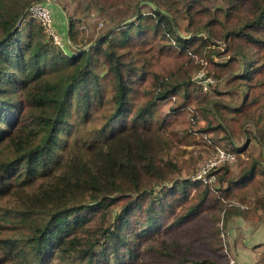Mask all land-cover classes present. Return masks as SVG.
<instances>
[{"label":"trees","instance_id":"16d2710c","mask_svg":"<svg viewBox=\"0 0 264 264\" xmlns=\"http://www.w3.org/2000/svg\"><path fill=\"white\" fill-rule=\"evenodd\" d=\"M40 1L27 0L19 9L0 3V146L17 152L14 159L0 162V198H12L13 207L6 211L14 217L3 226L12 233L0 238V264L7 258L48 264V252L49 260L67 264H139L144 256L155 264H223L219 247L205 257L192 256L188 245L186 252L182 250L178 236L162 241L155 237L162 230L173 233L203 212L217 220V210L236 208L227 205L234 191L264 173V162L247 163L237 173L226 163L215 171L217 180L211 185L175 180L173 161L160 167L163 161L151 145L148 125L155 106L176 98V112L194 111L190 102L195 99L194 109L212 124L208 114L218 116L221 102L211 100L208 106V90L197 85L193 74L207 70L210 75L234 59L242 67L236 76L241 89L235 111L251 113L264 100L259 85L264 78V0H182L187 4L185 29L192 30L188 36H182L173 14L157 8L141 13L125 31L117 28L95 39L90 50L68 53L57 48L34 20L20 34L18 25L28 8ZM126 1L98 4L112 9ZM67 35L74 39L72 24ZM147 37L156 38L155 43H148ZM96 62L105 66L104 75L93 69ZM104 80L111 85L109 103L104 101ZM192 85L197 88L190 92ZM140 90L145 101L132 109V98ZM100 112L106 116L101 127L85 125ZM117 121L134 134L119 136L121 129L109 133ZM221 129L230 136L219 124L216 130ZM80 138L86 149L83 142L79 149ZM217 143L214 149L239 159L238 144ZM145 174L156 177L160 196L146 183L153 182L151 176L144 180ZM161 181L170 186L158 185ZM255 204L262 224L246 221L260 228L264 197ZM208 231L199 232L206 236ZM215 231L220 234L218 226Z\"/></svg>","mask_w":264,"mask_h":264},{"label":"rangeland","instance_id":"374dc122","mask_svg":"<svg viewBox=\"0 0 264 264\" xmlns=\"http://www.w3.org/2000/svg\"><path fill=\"white\" fill-rule=\"evenodd\" d=\"M25 1L27 0H0V3L10 8L19 9L25 6ZM99 1L55 0L54 3L58 11L56 15L57 28L60 35H64L63 37L67 39L70 51H75L76 49L90 50L93 45L92 42L95 39L103 35L106 36L109 31H113L112 33H114L117 28L123 32L125 31L126 24L140 19L141 13H152L157 8L166 13H171L177 18L182 36H188L192 32V30L185 29V20L183 18L187 6L185 1L127 0L123 5L112 9H102L103 6L98 4ZM214 3H221V1L214 0ZM20 23L18 27H20V34L23 36L29 28L30 21L24 19ZM71 24L74 26V39H71L67 35ZM147 40L148 43L154 44L156 38L147 37ZM118 48H121L120 44ZM241 68L240 61L234 59L228 67L212 69L210 75L207 74V70L193 74V79L197 85H201L205 91L208 90L205 103L209 106L208 101L215 100L221 102L217 107L218 116L211 113L208 114L212 124H210L208 116L205 118L194 109L198 105V101L195 99L190 102L194 106H192L194 111L176 112V110L172 109L175 101H180L178 98L172 102L166 99L159 106L153 108L150 117L151 123L148 125L151 127V145L155 148L156 153L160 154L163 161L160 162V167L163 165L168 167V161L175 163V180L184 181L188 179L193 182L196 171L209 157L213 156L215 150L213 146H219L218 143L216 144V141L222 145H230L232 142L238 144L239 159L236 158L229 165L230 170L235 173L242 169L243 165H247V163H254L255 161L264 162L261 144V142H264V100H261L251 113L239 114L235 111L239 104V90L241 89L240 81L237 80L236 76L240 74ZM71 69L69 68L65 72L68 73ZM93 69L99 72L100 75L105 74L103 63H94ZM104 81V101H108L109 103L111 85H109L107 80ZM263 82L264 78L259 80L260 91L262 93H264ZM194 87L196 86H190L189 91L195 90ZM143 96L142 90L134 95V100L132 98L131 104L132 109H135L145 101ZM102 112L95 114L91 121L87 119L85 125L92 128L94 126L97 128L101 127L106 119V116ZM194 116L195 121H193ZM163 118H165L166 123ZM219 124L228 128L229 137L224 132V129L216 130ZM161 125L163 127L160 129ZM120 129L122 134H119V136L134 134L130 132L131 128L124 127L121 121L115 122L109 133L113 130L120 131ZM207 130L212 131L208 132ZM127 131L128 133H125ZM253 133L255 134V138H253ZM247 135L251 138L248 142ZM259 139L261 142H259ZM79 141V149H82V142L84 149H86L87 146L84 144L83 138H80ZM15 155H17L16 148H11L8 145L0 146V162L14 159ZM90 157L97 162L99 161L96 155H90ZM15 170L17 171L18 169L16 168ZM164 175H166V171ZM149 176L151 175L145 174L144 180L149 178ZM151 178L153 183H149V179H147L146 183L154 186L155 196H160L162 188H156L157 184H154L156 177L151 176ZM161 183H167L163 184V187L170 186L165 181H161L158 185ZM190 194L191 198L194 197L196 194L195 189ZM233 195L235 198L230 199L227 205H235V207H240L241 210L250 211L251 213L248 216L245 213L240 214L236 209L237 207L230 208L228 206L225 208V206L224 211L217 210L215 214L217 220H215V217L211 213L203 212L195 221L182 226V228L175 230L173 233L162 230L156 235L155 240H168L171 235H174L178 236L181 240L183 251H187L186 246L188 245L190 248L188 254L192 256L200 255L205 257L213 253L214 247H219L217 256L223 264H227L229 254L240 259L242 264H264V221L263 226L258 228L262 224L259 218L263 215L261 213L262 216H257L254 212L256 200L264 197V173L258 172L252 183L249 182L243 187H237ZM10 201H12L11 197L0 198V238L12 233L3 228V226L14 221L13 215L6 211L13 207L12 203H9ZM231 209H234V211L229 213ZM247 219L255 221L258 224V229L255 222L250 223L246 221ZM216 226L219 227L220 234H217L215 231ZM203 227L209 229L206 236L199 232L204 229ZM184 228L187 229L185 230ZM51 255L52 252L46 254L48 264H67L57 258L49 260ZM163 260L168 261L170 258L164 257ZM160 263L163 264L164 262ZM4 264L22 263L21 260L19 262H12L7 258ZM74 264L78 263L74 262ZM139 264L155 263L144 256Z\"/></svg>","mask_w":264,"mask_h":264},{"label":"built area","instance_id":"2783aa9c","mask_svg":"<svg viewBox=\"0 0 264 264\" xmlns=\"http://www.w3.org/2000/svg\"><path fill=\"white\" fill-rule=\"evenodd\" d=\"M55 0H42L32 4L26 15V21H36L42 27L47 38L59 49L68 53L70 45L67 44V39L60 35L58 31V23L56 20L57 6ZM68 47V48H67ZM74 52V51H72ZM236 159L235 154L227 152L221 148H216L212 157H209L196 171L193 182L202 185H211L216 182L217 177L215 171L226 163H231ZM227 264H242L240 259L229 254Z\"/></svg>","mask_w":264,"mask_h":264},{"label":"crops","instance_id":"0c3cea01","mask_svg":"<svg viewBox=\"0 0 264 264\" xmlns=\"http://www.w3.org/2000/svg\"><path fill=\"white\" fill-rule=\"evenodd\" d=\"M58 12V11H57ZM258 229V228H257ZM256 231V230H255ZM255 233V232H254Z\"/></svg>","mask_w":264,"mask_h":264}]
</instances>
